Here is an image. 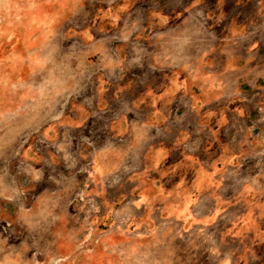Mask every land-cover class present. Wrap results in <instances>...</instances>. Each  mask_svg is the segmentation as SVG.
I'll use <instances>...</instances> for the list:
<instances>
[{"label": "crops", "instance_id": "crops-1", "mask_svg": "<svg viewBox=\"0 0 264 264\" xmlns=\"http://www.w3.org/2000/svg\"><path fill=\"white\" fill-rule=\"evenodd\" d=\"M192 2L194 10L188 13L190 0H114L95 15L97 23L113 29L91 34L89 55L97 56L96 66L89 70L91 80L81 98L74 100L81 106V121L77 113L70 115L72 123L58 128L60 138L51 145L58 159L65 152L64 183L73 186L64 196L73 201L66 214L72 244L67 263L106 264L101 261L103 238L119 233L113 239L116 249L122 230L130 238L141 236L130 248H147L143 264H154L152 233L166 232L160 253L169 257L171 227L155 223L154 208L148 207L155 196L139 190L141 180L153 177L149 159L154 155L178 168L190 158L201 168L200 154L211 144V151L230 158L224 167L257 168V176L235 181V193L246 187L258 194L264 189V116L252 120L247 103L250 89L259 90L264 81V32L250 30L251 24L264 23V0ZM123 24L126 31L119 28ZM195 95L209 111L201 118L188 108ZM228 103L239 106L227 109ZM235 193H227L226 199ZM106 201L112 221L99 228L92 221L106 213ZM200 201L190 207L194 216L201 214ZM144 215L149 223L125 229ZM251 215H257V224L249 223ZM262 220L260 208L242 206L224 229L212 230L213 236L198 230L174 241L176 255L185 264H264ZM223 231L225 252L220 253L217 242ZM114 264L122 263L115 259Z\"/></svg>", "mask_w": 264, "mask_h": 264}, {"label": "rangeland", "instance_id": "rangeland-1", "mask_svg": "<svg viewBox=\"0 0 264 264\" xmlns=\"http://www.w3.org/2000/svg\"><path fill=\"white\" fill-rule=\"evenodd\" d=\"M113 1L0 0V264H72L67 263L72 244L67 236L70 217L66 214L73 201L64 196L73 186L64 183L65 152L60 160L51 145L60 138L58 128L72 123L70 115L77 113L81 121V106L74 100L81 98L91 80L89 70L96 66L97 56L89 55L91 34L113 29V25L97 23L95 15ZM193 10L190 0L186 12ZM127 27L123 24L119 28L126 31ZM250 30L264 32V23L251 24ZM259 84V90L250 89L247 101L252 120L264 116V81ZM193 97L188 105L191 115L201 118L209 114L199 98ZM235 106L239 104L224 105L227 109ZM67 146L63 141L61 148ZM213 147L206 145L200 154L201 168L190 158L179 168L170 159H157L156 155L149 159L153 177L141 180L139 190L155 196L148 201V207L154 208L155 223L171 227L169 257L160 253V241L167 233L155 230L150 236L154 264H185L176 255L174 241L198 230L213 236L212 230L224 229L242 206L264 212V202L259 201L264 189L258 194V189L246 187L244 193H235V181L248 174L257 176V168L224 167L230 158L223 151H211ZM55 175L58 177L53 178ZM227 193L235 194L226 199ZM199 197L201 214L194 216L190 207ZM110 207L106 201V213L93 218L99 228L111 223L107 214ZM257 219V215H251L249 223L257 224ZM149 222L147 215L134 217L125 229L135 230ZM116 223L120 224V219ZM118 234L104 236L106 248H101L105 252L101 261L114 264L116 259L134 264L138 258L143 264L147 248H130L137 239L141 242V236L130 238L122 230L121 244L115 249L113 239H119ZM225 236L224 231L219 232L220 253L225 252ZM132 251L137 255L131 257ZM81 256L80 260L89 261Z\"/></svg>", "mask_w": 264, "mask_h": 264}]
</instances>
